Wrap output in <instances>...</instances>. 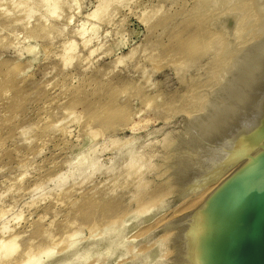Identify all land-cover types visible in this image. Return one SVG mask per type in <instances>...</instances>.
<instances>
[{
    "label": "rangeland",
    "instance_id": "1",
    "mask_svg": "<svg viewBox=\"0 0 264 264\" xmlns=\"http://www.w3.org/2000/svg\"><path fill=\"white\" fill-rule=\"evenodd\" d=\"M253 1L108 0L103 11V0H0V248L11 237L18 247L0 264L26 260L28 248L30 264L181 263L172 246L180 225L237 152L245 113L261 116L253 96L264 88L254 71L264 69V3Z\"/></svg>",
    "mask_w": 264,
    "mask_h": 264
},
{
    "label": "water",
    "instance_id": "2",
    "mask_svg": "<svg viewBox=\"0 0 264 264\" xmlns=\"http://www.w3.org/2000/svg\"><path fill=\"white\" fill-rule=\"evenodd\" d=\"M264 141V128L235 152L216 178ZM196 264H264V148L206 204L196 239Z\"/></svg>",
    "mask_w": 264,
    "mask_h": 264
},
{
    "label": "bare ground",
    "instance_id": "3",
    "mask_svg": "<svg viewBox=\"0 0 264 264\" xmlns=\"http://www.w3.org/2000/svg\"><path fill=\"white\" fill-rule=\"evenodd\" d=\"M204 1H205V0H204ZM220 1L225 2L226 0H220ZM238 1H239L238 4H237L238 6H247V4H249L252 0H251V1H249V0H238ZM254 1H257V2H258L259 0H254ZM254 1H253V2H254ZM261 1L264 3V0H260L259 3H260ZM257 2H256V3H257ZM99 3H101V2H99ZM107 3H108V0H105V1L103 0V2L101 3V6H98V7H99V8L101 7V10H103V9H105ZM211 3H212V2H211ZM211 3H210V4H211ZM220 3H221V2H220ZM236 3H237V2H236ZM254 4H255V3H254ZM222 5H223V4H222ZM259 5H263V4H259ZM259 5H257V7H256V4H255L254 6H255V8L258 9V6H259ZM219 6H220V5H219ZM251 6H252V4H251ZM198 7H199V5H198ZM247 7H248V6H247ZM99 8H97L96 10L91 11V13L88 15V17H90V18H97V17L99 16V13L101 12V10H100ZM255 8H254V10H255ZM263 8H264V6H263ZM263 8H260V7H259V9H261V10H262ZM197 9H199V8H197ZM99 10H100V11H99ZM203 10H204V9H203ZM203 10H202V11H203ZM103 11H104V10H103ZM205 11H206V9H205ZM220 11H221V10H220ZM256 11H257V10H256ZM256 11H255V12H256ZM255 12H254V13H255ZM258 12H259V11H257V13H258ZM259 13H261V11H260ZM261 15H262V16H261L262 18L260 17V18H261V20H260V24L262 23L263 26H262L261 30H258V33H260L259 35H264V11H263V10H262V14H261ZM258 16H259V15H258ZM257 18H258L257 21H259L260 18H259V17H257ZM226 21H227V20H226ZM246 22H247V20H246ZM224 24H225V23H224ZM225 25H226V24H225ZM218 26H220V25H218ZM221 26H222V25H221ZM230 26H232L231 23H230ZM230 26H229V24H227L225 27L222 26V28L224 27V28H223L224 32H225V31H226L227 33L229 32L230 35H231V33H232L233 31H231V28H229ZM233 27H235V26H233ZM222 28H221V29H222ZM217 29H218V28H217ZM246 29H247V28H246ZM223 30H222V31H223ZM227 30H228V31H227ZM233 30H234V29H233ZM230 31H231V32H230ZM226 32H225V33H226ZM234 32H235V31H234ZM219 33H220V31H217V32H215V35H217V37H219V36H218ZM232 34H234V33H232ZM235 34L238 35V34H237V31H236ZM221 35H222V34H221ZM232 36H233V35H232ZM239 39H240V38H238V40H239ZM233 40H234V38H233ZM236 40H237V38H236ZM257 41H258V40H257ZM233 42H234V41H233ZM239 44H240V43H239ZM241 44H243V43H241ZM255 44H256V43H255ZM260 44H261V43H260ZM71 45L73 46V44H70V48H71V50H72ZM244 45H245V44H244ZM253 45H254V44H253ZM263 46H264V43H263ZM255 47H256V46H255ZM257 47H258V46H257ZM248 49H249V48H248ZM255 49H256V48H255ZM259 49H261V48H259ZM263 49H264V48H263ZM71 50H70V51H71ZM246 50H247V49H246ZM256 50H257V49H256ZM70 51L68 50V52H70ZM254 51H255V50H254ZM263 52H264V50H263ZM246 54H247V53H246ZM254 54H256V53H254ZM262 54H264V53H262ZM252 55H253V54H252ZM258 55H261V54H258ZM250 56H251V55H250ZM262 56H263V55H262ZM241 57H242V56H241ZM259 57H260V56H259ZM263 57H264V56H263ZM245 58H246V56L244 57V59H245ZM247 59H248V58H247ZM257 59H258V57H257ZM249 60H253V59H250V58H249ZM249 60H248V61H249ZM258 60H259V62H257V63H258L259 65H261V66H262V65L264 66V64H262V62H263L262 60H263V59L260 58V59H258ZM258 60H257V61H258ZM236 61H237V60H236ZM236 61H235V62H236ZM246 61H247V60L245 59V63H246ZM254 61H256V59H255ZM239 62H240V61H239ZM237 63H238V62H237ZM241 63H242V62H240V64H241ZM247 63H248V62H247ZM252 63H253V61H252ZM254 63H255V64H254L255 66H256V65H257V67L259 66L256 62H254ZM235 64H236V63H235ZM249 64H250V61H249ZM249 64H246V65H249ZM242 65H244V66H239L238 68L240 69V67H241V68H242V67H245V64H244V63H243ZM249 66H250V65H249ZM234 67H236V65H234ZM252 67H254V66H252ZM252 67H251V68H252ZM257 67H256V68L254 67V68L257 69ZM259 67H260V66H259ZM259 67H258V70H254V71H256L257 73H256V72H252L253 69L251 70V72H252V73H256V74L258 75V71H261V72L263 73V75L261 74V72H259L260 74L258 75L257 79L259 78L260 80H263V79H264V69L261 68V69L263 70V71H262V70H260ZM247 68H248V67H247ZM251 68L249 67V70H250ZM243 69H244V68H243ZM235 71H236V70L233 69V72H234V73L237 72V71H236V72H235ZM238 71H239V70H238ZM242 71H244V70H242ZM245 71H246V69H245ZM246 72H247V74H248L249 71H246ZM234 73H232V75H233ZM239 73H242V74H243V72H240V71H239ZM239 73H238V74H239ZM244 75H246V74L244 73ZM249 75L251 76V78H253V76L255 77V75H253V76H252V74H249ZM249 75H248V76H249ZM234 76H236V74L233 75L232 77H234ZM248 76L246 75L245 77L248 78ZM230 77H231V76H230ZM230 77H229V79H230ZM232 77H231V78H232ZM238 78H241V76H239ZM249 78H250V77H249ZM229 79H228V81H230ZM234 79H235V78H234ZM243 79H244V78H243ZM253 79H254V78H253ZM253 79L250 80V84H252L251 81H252ZM255 79H256V77H255ZM241 80H242V79H240V81H241ZM248 80H249V79H248ZM248 80L246 81V79H244V83H245V81H246V82H248V84H249V81H248ZM226 81H227V79H226ZM226 81H225V83H226ZM231 81H232V80H231ZM231 81H230V82H231ZM234 81H235V80H233V82H234ZM238 81H239V79H238ZM233 82H231V84H232ZM255 82H258V83L260 84V82H262V81H257V80H255ZM255 82L253 81V83H255ZM263 82H264V81H263ZM235 83H236V82H235ZM235 83H234V84H235ZM237 83H238V82H237ZM237 83H236V84H237ZM258 83H255V84L257 85V87H258V85H259ZM250 84H249V85H250ZM255 84H252V86L255 85ZM240 85H241V83H240ZM244 85H245V84H244ZM256 85H255V86H256ZM261 85H262V84H261ZM223 86H224V85H223ZM225 86H226V85H225ZM234 86H235V85H234ZM246 86H247V84H246ZM250 86H251V85H250ZM252 86H251V87H252ZM263 86H264V84H263ZM230 87H231V86H230ZM238 87H241V86H238ZM227 88H228V87H227ZM243 88L245 89V87H243ZM243 88H242V89H243ZM247 88H248V86H247ZM249 88H250V87H249ZM252 88H253V87H252ZM254 88H255V87H254ZM258 88H259V87H258ZM223 89H224V88H223ZM235 89H237V87H236ZM244 89H243L242 91H244ZM233 90H234V88H233ZM249 90L251 91V89H249ZM226 91H227V90H226ZM238 91H239V90H238ZM242 91H240V93H242ZM246 91H248V89H247ZM250 91H248L247 93H249ZM254 91H256V88H255ZM224 92H225V91H223V93H224ZM258 92H259V93H258ZM258 92H257V93H258L259 95H258V94H255V93H256V92H255V93H254V96H253V97H254V100H257V101H256L257 104H255V101L253 100V98H252V101H254V102H252L251 100H250V101L252 102L253 105L255 104V106H258V107H259V111H260L261 116H260V117L258 116V117H259L258 119H257V116H255L256 119H251V118L248 116V115H251L250 113H249L248 115H247V113H245L246 116L243 114L245 117L242 115L244 118H246L247 121H246V122L244 121V124H243L244 126L242 125V126H243L242 130H241V127H242V126H241V127L239 128V130H236V132H234V133H238V135L236 134V135H237L236 139H238L237 142H239V143H237V145H239V146H237L238 150H239L241 147H243L247 142H249L254 136H256V135H257V134H258V133L264 128V88L260 86ZM219 93L221 94V92H219ZM247 93H246V94H247ZM251 93H252V92H251ZM220 94H218V95H220ZM225 94H227V92H225ZM235 94H236V93H235ZM229 95H230V94H229ZM231 95H232V93H231ZM236 95H237V94H236ZM236 95H235V96H236ZM238 95H239V93H238ZM256 95H258V96H256ZM233 96H234V95H233ZM241 96H242V95H240V97H241ZM247 96H249V95H247ZM250 96H251V94H250ZM244 97H245V96H244ZM244 97H243V101H244ZM251 97H252V96H251ZM255 97H258V98L255 99ZM217 98L219 99L218 96H217ZM220 98H221V97H220ZM224 98H225V97H224ZM228 98H230V97H228ZM231 98H232V97H231ZM233 98H234V97H233ZM237 98H238V97H237ZM241 98H242V97H241ZM245 98H247V97H245ZM218 99H215V100H218ZM226 99H227V98H226ZM247 99H248V98H247ZM249 99H250V98H249ZM249 99L247 100V102L249 101ZM235 100H236V99H235ZM237 100H238V99H237ZM237 100H236V101H237ZM240 100H241V99H239V101H240ZM245 100H246V99H245ZM220 101L223 102L222 100H220ZM226 101H227V100H226ZM239 101H238V102H239ZM212 102H214V101H212ZM215 102H216V101H215ZM227 102H228V101H227ZM241 102H242V100H241ZM208 104H209V108H212V107H210V102H209ZM217 104H218V101H217ZM235 104H236V102H234V105H235ZM243 104H244V106H245L246 101H244ZM206 105H207V104H206ZM211 105H212V104H211ZM227 105L230 106L231 104H227ZM236 105H237V104H236ZM240 105H242V104H239V106H240ZM246 105H247V104H246ZM232 106H233V105H232ZM242 106H243V105H242ZM242 106H241V108H242ZM244 106H243V107H244ZM255 106H254V107H255ZM234 107H235V106H234ZM245 107H246V106H245ZM247 107H249V106H247ZM252 107H253V106H251V109H253ZM206 108H207V107H206ZM215 108H216V107H215ZM215 108H214V109H215ZM221 108H222V107H221ZM225 108H226V107L224 106V109H225ZM236 108H238V107L236 106L234 109H236ZM239 108H240V107H239ZM249 108H250V107H249ZM226 109H227V108H226ZM230 109H231V107H230ZM230 109H229V111H230ZM243 109H244V108H243ZM247 109H248V108H247ZM254 109H255V111H256V113H257L258 110H256V108H254ZM254 109H253V111H254ZM260 109H261V110H260ZM206 110H208V109H205V111H206ZM218 110H219V109H218ZM248 110L250 111V109H248ZM205 111H204L205 114H206V113H210V112H205ZM209 111H211V110H209ZM225 111L229 112L228 110H225ZM225 111H224V112H225ZM231 111H232V109H231ZM233 111H235V110H233ZM240 111H241V109H239V114L242 113V112L240 113ZM244 111H245V110H244ZM244 111H243V112H244ZM246 111H247V110H246ZM249 111H248V112H249ZM251 111H252V110H251ZM253 111H252V112H253ZM255 111L253 112V114H255ZM224 112H223V113L221 112L222 114L219 113V116H220V115L222 116V115H224V114H227L226 112H225V113H224ZM204 113H203V114H204ZM215 113H216V112H215ZM229 113H230V112H229ZM237 113H238V111H237ZM258 113H259V112H258ZM217 114H218V113H217ZM217 114H216V115H217ZM233 114H236V112H233ZM239 114H236V115H239ZM214 115H215V114H214ZM231 115H232V114H231ZM256 115H258V114H256ZM199 116H200V114H199ZM210 116H212V113H211ZM219 116H217V117H219ZM227 116H228V115H227ZM232 116H233V115H232ZM242 116H241V117L239 116V117H240V118H243ZM247 116H248L250 119H249ZM251 116L253 117V115H251ZM192 117H193V116H192ZM200 117H201V116H200ZM205 117H206V116H205ZM217 117H216V118H217ZM224 117H225V115L222 116L223 120H225V119H229V117H231V116H230V114H229V117H228V118L226 117V118L224 119ZM233 117H234V116H233ZM201 118H202V120L205 119V118H203V117H201ZM207 118H208V116H207ZM213 118H215V117H213ZM219 118H220V117H219ZM236 118H237V117H236ZM240 118H239V120H240ZM247 118H248V119H247ZM253 118H254V117H253ZM191 119H192V118H191ZM209 119H211V118L209 117ZM209 119H208V120H209ZM199 120H200V119H199ZM206 120H207V119H206ZM208 120H207V121H208ZM213 120L215 121V119H213ZM213 120H212V121H213ZM231 120H233V118H230L228 121H231ZM236 120H238V118L235 119L234 121L236 122ZM189 121H190V120H189ZM189 121H188V122H189ZM193 121H194V120H193ZM204 121H205V120H204ZM219 121H222V119H221V120H218V124H219ZM225 121L227 122V124H226V122H225L226 125L229 126V124H230V126H233L232 129H233L234 127H238V126H239V124H237L238 126H234V122H233V121H231V122H233V125H231V123L228 122L227 120H225ZM190 122H191V121H190ZM195 122H196V121H195ZM197 122H199V121H197ZM200 122H202V121H200ZM222 122H223V121H222ZM222 122H221V123H222ZM238 122H239V121H238ZM242 122H243V119H242ZM242 122H239V123H242ZM191 123H192V122H191ZM206 123H207V122H206ZM221 123H220L219 126H221ZM223 123H224V122H223ZM228 123H229V124H228ZM236 123H237V122H236ZM236 123H235V124H236ZM245 123H246V124H245ZM197 124H199V123H197ZM215 124H216V123H214L213 125H215ZM225 124H224L223 126H225ZM187 125H188V123H187ZM204 125H205V124H204ZM210 125H212V124H210ZM216 125H217V124H216ZM196 126H197V125H196ZM199 126H200V128L202 127L201 125H199ZM193 127L195 128V126H193ZM206 127H207V126H205V128H206ZM208 127H210L209 124H208ZM213 127H215V126H213ZM217 127H218V125H217ZM225 127L227 128V126H225ZM186 128H187V127H186ZM191 128H192V127H191ZM191 128H190V131H192ZM194 128H192V129H194ZM203 128H204V127H203ZM226 128H225V129H226ZM217 129H218V128H217ZM217 129H216V130H217ZM220 129H221V131H222V128H221V127H220ZM225 129H223L224 132H225ZM232 129L230 128V131H231ZM194 130H196V129H194ZM207 130H208V129H207ZM212 130H214V129L212 128ZM228 130H229V127H228ZM233 130H235V129H233ZM240 130H241V131H240ZM197 131H198V130H197ZM201 131H202V128H201ZM205 131H206V130H205ZM208 131H210V130H208ZM208 131H207V133H208ZM217 131H218V130H217ZM221 131H219V132L221 133ZM230 131H227V132H230ZM184 132H185V131H184ZM187 132H188V131H187ZM192 132L194 133V131H192ZM195 132H196V131H195ZM212 132H213V131H212ZM196 133H197V132H196ZM207 133L205 132L204 134L207 135ZM210 133H211V132H210ZM214 133L216 134L215 137H217V134H219V136H220V133H218V132H217V133L214 132ZM225 133H226V132H225ZM225 133H223V134H221V135L225 137V136H226ZM230 133H231V132H230ZM187 134H188V133H187ZM187 134H186L185 136H187ZM198 134H199V133H198ZM208 134H209V133H208ZM212 134H213V133H211V135H212ZM224 134H225V135H224ZM227 134H229V133H227ZM189 135H190V134H188L187 137H189ZM202 135H203V134H202ZM206 135H205V136H206ZM213 135H214V134H213ZM213 135H212V136H213ZM229 135H230V134H229ZM232 135H233V134H232ZM190 136H191V135H190ZM195 136H197V135H195ZM195 136H194V137H195ZM198 136H201V134L198 135ZM203 136H204V135H203ZM222 136H220L221 139L223 138ZM233 136H235V135H233ZM233 136H230V137H233ZM191 137H193V136H191ZM210 137H211V136H210ZM228 137H229V136H228ZM228 137H227V138H228ZM184 138H185V137H184ZM189 138H190V137H189ZM195 138H196V137H195ZM195 138H194L193 141H195ZM199 138H201V137H199ZM203 138H204V137H203ZM205 138H206V137H205ZM208 138H209V137H208ZM208 138H206L205 140H207ZM217 138L219 139V137H217ZM227 138H226V141H227V140L229 141L230 139H227ZM234 138H235V137L231 138V140L234 139ZM186 139H187V138H185V140H186ZM212 139H213V138H212ZM218 139H217V140H218ZM191 140H192V138H190V141H188V140H187V141L190 143V142H192ZM213 140H214V139H213ZM219 140H220V139H219ZM219 140H218V141H219ZM222 140H223V139H222ZM183 141H184V140H183ZM187 141H186V142H187ZM197 141H198V140H196V142H197ZM209 141H210V140H209ZM211 141H212V140H211ZM214 141H215V142H214V145H215V144H218V142L216 143V140H214ZM220 141H221V140H220ZM226 141H224V143H225ZM232 141H233V140H232ZM234 141H235V139H234ZM199 142L201 143L202 140L198 141L197 143H199ZM204 142H205V141H204ZM204 142H203L202 144H205ZM207 142H208V140H207ZM221 142H222V141H221ZM189 143H188V144H189ZM194 143H195V142H193V144H194ZM222 143H223V142H222ZM226 143L228 144V142H226ZM234 143H235V142H234ZM184 144H185V143H184ZM190 144H191V143H190ZM206 144H207V143H206ZM208 144H209V143H208ZM210 144L213 145L212 142H211ZM210 144L207 145V146L210 147ZM219 144H220V143H219ZM219 144H218V145H219ZM227 144H225V145H226V146L229 145L230 148H234V146L236 145V144H234V146L232 147L233 143H232V145H231V143H229L228 145H227ZM186 145H187V144H186ZM186 145H185V146H186ZM194 145H196V144H194ZM230 145H231V146H230ZM183 146H184V145H183ZM197 146H198V145H196L195 148H197ZM200 146H201V144L199 145V147H200ZM202 146H204V145H202ZM205 146H206V145H205ZM220 146H221V145H220ZM226 146H223V147H226ZM187 147H189V148L192 147V148H193V146L190 147V146H188V145H187ZM217 147H218V146H217ZM229 147H227V148L229 149ZM182 148H183V147H182ZM182 148H181V149H182ZM202 148H205V147H202ZM207 148H208V147H207ZM210 148L212 149V147H210ZM210 148H209V149H210ZM227 148H225V149H227ZM263 148H264V141H263L262 143H260V144H259V145H258V146H257L252 152H250L248 155H246L244 158H242L240 161H238L236 164H234L230 169H228L226 172H224V173H223V176H220L219 179L217 178V179L215 180V182H213V183H211L210 185H208L209 187L207 186L206 189L204 188V189H205V192H207V193H206L207 195L205 196L204 200H203V201L200 203V205L198 206L199 208H197V211L195 212L194 216H191V218H190V222H187V223L185 224V226H183L184 223H183V224L181 223L182 225H180V226H181L182 229H180V231H182L183 233H181L179 236L177 235L178 237L174 238L176 241H174L175 244H172V246H173V245H176V247H177V249H178V250H177V249H174V251L177 250V252H179L178 254H179L180 257H179V259L176 258V259H178V260H176L178 263L181 262V263H183V264H196V239H197V233H198V229H199V225H200V221H201L202 213H203V210H204L206 204L208 203V201L210 200V198H211V197L217 192V190H218V189H219V188H220V187H221V186H222V185H223V184H224V183H225L230 177H232V176H233V175H234V174H235V173H236L241 167H243V166H244V165H245V164H246V163H247L252 157H254V156H255L259 151H261ZM184 149H185V148H184ZM199 149H200V148H199ZM213 149H215V148H213ZM213 149H212V150H213ZM218 149H219V148H218ZM225 149H224V150H225ZM182 150H183V149H182ZM194 150H196V149H194ZM202 150H203V149H202ZM205 150H206V149H205ZM215 150H217V149H215ZM215 150H214V151H215ZM220 150H221V148H220ZM231 150H232V149H231ZM235 150H236V148H235ZM235 150H234V152H233V150H232L231 152L235 153V152H236ZM238 150H237V151H238ZM183 151H184V150H183ZM185 151H186V150H185ZM203 151H204V150H203ZM206 151H208V150H206ZM181 152H182V151H181ZM209 152H210V151H208V153H209ZM219 152H220V151H219ZM227 152H229V151L227 150ZM227 152L224 151V153H225L224 155H225V156H223V157H226V154H227V155H230V154H228ZM210 153L214 154V152H212V151H211ZM210 153H209V154H210ZM216 153H217V152H216ZM233 153H231V156L233 155ZM212 154L209 155V156H212ZM220 154H221V153H220ZM207 155H208V154H207ZM217 155H218V153H217ZM214 156L218 158V156H216V155H214ZM219 156H220V158H222L221 155H219ZM206 157H207V156H206ZM212 157H213V156H212ZM228 157H229V156H228ZM179 158H180V157H179ZM209 158L212 159L211 157H209ZM229 158H230V157H229ZM229 158H228V159H229ZM215 159H216V158H215ZM215 159H214L213 161H215ZM220 160H221V159H220ZM222 160H224V159H222ZM222 160H221V161H222ZM203 161H204V160H203ZM209 161H210V163H211L212 160H209ZM213 161H212V163H213ZM221 161H220V162H221ZM224 162H225V161H224ZM180 163L182 164V162H180ZM183 163H184V162H183ZM191 163H192V162L190 161V163H188V164H191ZM210 163L208 162V165H209ZM216 163H217V165H218L219 160H218V162L216 161L215 164H216ZM181 164H180V165H181ZM205 164H206V163L204 162V165H205ZM219 164L222 165V164H224V163H219ZM199 165H201V164H199ZM199 165H198V167H201V166H199ZM202 165H203V163H202ZM208 165L206 164V169H208V168H207ZM211 165H214V163L211 164ZM211 165H210V166H211ZM217 165H216V166H217ZM221 165H220V166H221ZM185 166H186V164L184 165V167H185ZM188 166H189V165H188ZM214 166H215V165H214ZM214 166H212V167H213V170H216L217 167L215 166V167H216V169H215ZM21 167H22V166H21ZM181 167H183V166H181ZM181 167H180V168H181ZM186 167H187V166H186ZM190 167H192V164L190 165ZM190 167L187 168L186 171H188V170L190 169ZM202 167L205 168V166H202ZM202 167H201V169H202ZM204 168H203V169H204ZM219 168H220V167H218V169H219ZM195 169H196V168H195ZM203 169H202V170H203ZM210 169H211V168H210ZM179 170H181V169H179ZM182 170H183V168H182ZM198 170H199V168H198ZM186 171H185V172H186ZM193 171H194V169L192 168V169H191V172H193ZM204 171H205V170H204ZM209 171H212V169L209 170ZM217 171H218V170H217ZM195 172H196V171H195ZM206 172H208V170H206ZM182 173H183V172H182ZM182 173H181V174H182ZM187 173H188V172H187ZM189 173H190V171H189ZM199 173H200V170H199ZM202 173H205V172H202ZM202 173H200V174H202ZM216 173H217V172H216ZM216 173L213 172V175L215 174V176H216ZM181 174H180L179 176H181ZM185 174H186V173H185ZM194 174H195V173H194ZM200 174H197V175L201 176ZM205 174H206L205 176H206V178H207V174H208V173H205ZM186 175H187V174H186ZM190 175H191V173H190ZM203 175H204V174H203ZM203 175H202V176H203ZM179 176H178V177H179ZM188 176H189V175H188ZM191 176H192V175H191ZM183 177H186V176H185L184 174H182V179H183ZM192 177H193V176H192ZM209 177H210V179H211V177H214V176H212V174L210 173V176H209ZM218 177H219V176H218ZM221 177H222V179H221ZM190 178H191V177H190ZM215 178H216V177H215ZM176 179H178V178H176ZM179 179H180V178H179ZM188 179H189V177H188ZM193 179H194V178H193ZM196 179H197V177H196ZM196 179H195V180H196ZM201 179H203V178L201 177ZM207 179H209V178H207ZM207 179H206V180H207ZM213 179H214V178H213ZM213 179H212V180H213ZM180 180H181V179H180ZM212 180H211V181H212ZM188 181H189V180H188ZM188 181H187V182H188ZM190 181H191V179H190ZM192 181H193V180H192ZM204 181H205V180H204ZM211 181H210V182H211ZM176 182H177V181H176ZM178 182H182V181H179V180H178ZM183 182H186V181H184V179H183ZM205 182H207V181H205ZM189 183H191V182H189ZM184 184H185V183H184ZM192 184H193V183H192ZM195 184H196V183H195ZM193 185H194V184H193ZM203 185H204V184H202V186H203ZM206 185H207V184H205V186H206ZM186 186H187V185H186ZM191 186H192V185H191ZM198 186H199V185H198ZM183 187H184V186H183ZM187 187H188V186H187ZM199 187H200V186H199ZM179 188H180V186H179ZM181 188H182V187H181ZM202 188H203V187H202ZM184 189H185V188H184ZM184 189H183V190H184ZM191 189H192V188H191ZM189 190H190V189H189ZM180 191L183 192L182 189H181ZM200 191H201V190H200ZM202 192H203V191H202ZM179 193H180V192H179ZM200 195H201V194H200ZM57 204H58V203H57ZM97 205H98V204H97ZM102 205H103V204H102ZM100 206H101V204L99 205V207H100ZM189 217H190V216H189ZM184 220H185V219H184ZM182 222H183V221H182ZM179 223H180V222H179ZM172 227H173V226H172ZM166 228H167V227H166ZM178 228H179V227H178ZM176 229H177V227H176ZM178 231H179V230H178ZM178 233H179V232H178ZM175 236H176V235H175ZM0 237H1V236H0ZM11 238H12V237H11ZM11 238H10V240H8V241L6 242V244H5L4 247L0 248V255H2L1 258L3 257L1 260H4V258H5V260H6L7 258L9 259L10 256H11L14 252L17 251L16 249H17L18 247L16 246L15 243H14L15 245L13 244V241L16 240V239H13V238H15V237H13L12 239H11ZM171 241H172V240H171ZM0 242H1V244H0V246H1L2 244H4L5 241H3V239H2V241H0ZM14 242H15V241H14ZM172 243H173V242H172ZM2 246H3V245H2ZM132 247H134V246H132ZM132 247H131V249H130L131 252H132V250L136 249V248L133 249ZM146 247H148V246H146ZM148 249H149V248H148ZM151 249L154 250L153 248H151ZM28 250L31 252V249L28 248L27 251H28ZM123 250H124V249H123ZM125 250H128V249H125ZM130 250H129V252H130ZM27 251L24 252V253L27 254V256H26V260L23 259V260H24V261H23V260H21L22 258H19L21 261H23V264H30V262L32 261V260H31L32 252L29 253V251H28V252H27ZM46 251H47L48 255L51 253V250H50V251H49V250H46ZM48 251H49L50 253H49ZM134 251H137V250H134ZM122 252H123V251H122ZM125 252H127V251H124L122 254H124ZM150 252H152V251H150ZM150 252H148V253H150ZM175 252H176V251H175ZM177 252H176V255L178 256ZM44 253H45V252H44ZM47 253H46V254H47ZM118 253H119V252H118ZM120 254H121V253H120ZM128 254H130V253H128ZM141 254H142V253H141ZM143 254H144V253H143ZM139 255H140V254H139ZM176 255H175V257H176ZM23 256H24V255H23ZM46 256H47V255H46ZM122 256H123V255H122ZM124 256H125V254H124ZM24 258H25V256H24ZM32 258H33V257H32ZM49 258H50V257H49ZM49 258H48V256H47V259H46V260H48ZM120 258H122L121 255H120ZM144 258H145V257H144ZM124 259H125V258H124ZM173 259H174V257H173ZM1 260H0V261H1ZM5 260H4V261H5ZM13 260H14V259H13ZM20 260H18L19 262H16V260H15L16 264H17V263H18V264H19V263H22ZM179 260H180V262H179ZM4 261H3V262H4ZM11 262H12V261H11ZM13 262H14V261H13ZM15 262H14V263H15ZM174 262H175V261H174ZM5 263H6V262H5ZM7 263H8V261H7ZM9 263H10V261H9ZM181 263H180V264H181Z\"/></svg>",
    "mask_w": 264,
    "mask_h": 264
}]
</instances>
